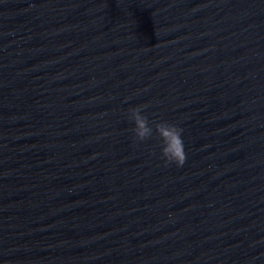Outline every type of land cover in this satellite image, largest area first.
<instances>
[{
	"label": "water",
	"instance_id": "1",
	"mask_svg": "<svg viewBox=\"0 0 264 264\" xmlns=\"http://www.w3.org/2000/svg\"><path fill=\"white\" fill-rule=\"evenodd\" d=\"M0 264H264V0H0Z\"/></svg>",
	"mask_w": 264,
	"mask_h": 264
},
{
	"label": "clouds",
	"instance_id": "2",
	"mask_svg": "<svg viewBox=\"0 0 264 264\" xmlns=\"http://www.w3.org/2000/svg\"><path fill=\"white\" fill-rule=\"evenodd\" d=\"M146 104H132L126 109V119L131 122L130 131L133 141H144L152 134V125L149 123V115L144 109ZM170 135L165 144L159 149L160 158L164 164L174 162L181 165L184 162L185 150L182 128L175 122L161 121Z\"/></svg>",
	"mask_w": 264,
	"mask_h": 264
}]
</instances>
